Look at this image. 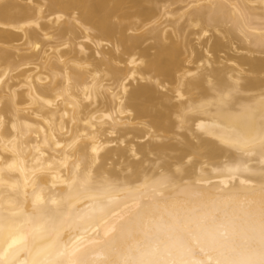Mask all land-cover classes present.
Returning a JSON list of instances; mask_svg holds the SVG:
<instances>
[{"label": "bare ground", "instance_id": "1", "mask_svg": "<svg viewBox=\"0 0 264 264\" xmlns=\"http://www.w3.org/2000/svg\"><path fill=\"white\" fill-rule=\"evenodd\" d=\"M0 264H264V0H0Z\"/></svg>", "mask_w": 264, "mask_h": 264}]
</instances>
